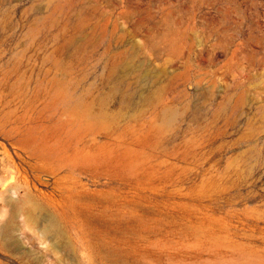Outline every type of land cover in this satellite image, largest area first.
<instances>
[{"label":"rangeland","instance_id":"obj_1","mask_svg":"<svg viewBox=\"0 0 264 264\" xmlns=\"http://www.w3.org/2000/svg\"><path fill=\"white\" fill-rule=\"evenodd\" d=\"M0 264H264V0H0Z\"/></svg>","mask_w":264,"mask_h":264},{"label":"bare ground","instance_id":"obj_2","mask_svg":"<svg viewBox=\"0 0 264 264\" xmlns=\"http://www.w3.org/2000/svg\"><path fill=\"white\" fill-rule=\"evenodd\" d=\"M40 206L35 201L26 198L22 200V203L19 207L13 208L10 212V216L6 219V228L10 231L13 230L14 219L20 214L24 216V221L29 228L37 227L38 231L41 233L44 239H47L49 235H52L58 240L61 244L57 242L53 245L50 244V250L57 253V251H63V240L64 234L60 229L58 223L53 219H45L42 217L41 213L39 214ZM47 220V221H46ZM53 254V253H52ZM63 255V254H62ZM61 259V256L58 257Z\"/></svg>","mask_w":264,"mask_h":264}]
</instances>
